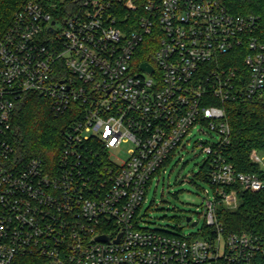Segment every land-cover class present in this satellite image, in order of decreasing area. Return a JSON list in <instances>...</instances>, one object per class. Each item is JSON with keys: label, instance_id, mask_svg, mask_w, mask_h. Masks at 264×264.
Instances as JSON below:
<instances>
[{"label": "built area", "instance_id": "2783aa9c", "mask_svg": "<svg viewBox=\"0 0 264 264\" xmlns=\"http://www.w3.org/2000/svg\"><path fill=\"white\" fill-rule=\"evenodd\" d=\"M260 20L222 0H81L64 16L27 2L0 37V264L24 255L46 264H264V234L227 233L218 218L220 205L238 207L240 190L264 191V148L250 153L259 171L237 170L227 154L226 104H264ZM30 94L68 115L54 164L12 141ZM196 127L213 138L197 143L213 189L204 229L141 227L152 180ZM128 142V158H115Z\"/></svg>", "mask_w": 264, "mask_h": 264}, {"label": "trees", "instance_id": "16d2710c", "mask_svg": "<svg viewBox=\"0 0 264 264\" xmlns=\"http://www.w3.org/2000/svg\"><path fill=\"white\" fill-rule=\"evenodd\" d=\"M34 1L56 15L64 16L78 8L81 0H0V37L13 23L16 13ZM226 8L235 14L254 13L260 16L259 32L264 36V0H222ZM145 46L142 58H150ZM231 125V143L227 154L240 171H259L250 153L264 148V104L256 102H233L226 104ZM69 121L67 114L55 115L50 102L36 94H30L14 115L12 141L16 149L28 156H39L47 165L57 162L62 151V129ZM209 168L201 167L199 176L209 182ZM237 208L218 207V218L227 233L252 232L264 234V191H239ZM12 264H46L35 255L17 257Z\"/></svg>", "mask_w": 264, "mask_h": 264}, {"label": "rangeland", "instance_id": "374dc122", "mask_svg": "<svg viewBox=\"0 0 264 264\" xmlns=\"http://www.w3.org/2000/svg\"><path fill=\"white\" fill-rule=\"evenodd\" d=\"M196 127L182 145L178 146L174 155L164 168L152 180L146 199L140 210V226L147 229L180 233L189 236L199 233L206 224L205 207L207 195L212 197L213 189L209 182L199 176L205 164L206 155L201 152L197 143L200 139L212 141L208 129L199 131ZM131 142L123 143L115 152V158L125 161ZM264 162V149L260 151ZM264 172V164H260ZM192 216V225L186 221Z\"/></svg>", "mask_w": 264, "mask_h": 264}, {"label": "water", "instance_id": "95a60500", "mask_svg": "<svg viewBox=\"0 0 264 264\" xmlns=\"http://www.w3.org/2000/svg\"><path fill=\"white\" fill-rule=\"evenodd\" d=\"M141 67L146 69V70H149V71H152L153 68L151 65H149L148 63L144 62L141 64ZM65 129L63 128L62 131H64ZM186 221L188 223H191L192 225H196L198 222L197 221H192V216H187L186 217ZM98 239L100 240H106V237L105 236H99Z\"/></svg>", "mask_w": 264, "mask_h": 264}]
</instances>
